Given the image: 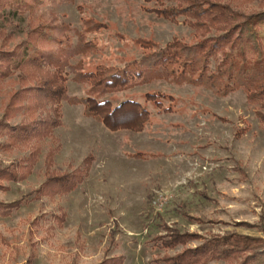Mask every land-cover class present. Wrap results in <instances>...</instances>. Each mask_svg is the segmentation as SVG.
Returning <instances> with one entry per match:
<instances>
[{
    "label": "rangeland",
    "instance_id": "obj_1",
    "mask_svg": "<svg viewBox=\"0 0 264 264\" xmlns=\"http://www.w3.org/2000/svg\"><path fill=\"white\" fill-rule=\"evenodd\" d=\"M24 2L34 6L0 22V30L11 35L0 34V50L23 46L20 52H38L52 60L53 69H64L68 80L61 123L53 138L42 141L33 171L0 190L1 202L21 200L10 215L0 216V264H102L113 257L121 264H153L183 249L157 240L166 227L204 237H264V128L243 89L220 95L162 72L139 74L154 49L174 38L192 43V29L147 11L153 4L144 0ZM97 70H125L127 83L95 87L84 74ZM16 80L15 75L0 84V106L20 87ZM148 92L173 94L175 104L163 103L173 105L172 111L147 102ZM90 96L113 105L139 100L150 119L142 131H113L87 112ZM22 119L18 114L10 122ZM51 149V166L62 172L93 158L68 194L36 192L47 179ZM28 153L0 150V166ZM201 242L193 239L187 246Z\"/></svg>",
    "mask_w": 264,
    "mask_h": 264
},
{
    "label": "trees",
    "instance_id": "obj_2",
    "mask_svg": "<svg viewBox=\"0 0 264 264\" xmlns=\"http://www.w3.org/2000/svg\"><path fill=\"white\" fill-rule=\"evenodd\" d=\"M144 1L153 4L147 11L170 22L187 25L195 40L187 43L174 38L171 43L154 49L139 74L146 70L154 74L162 72L174 81L203 86L220 95L243 89L264 128V0ZM234 2L238 4L234 5ZM255 3V6L247 7ZM33 6L24 0H0V22L24 14ZM0 34L11 36L4 29ZM22 47L18 46L14 51L0 50V84L11 81L15 75L20 84L18 89L10 92L7 100L1 101L0 138L3 140L0 150L23 149L29 153L10 166H0V190L9 189L4 182L23 180L33 171L42 141L53 138L54 129L61 123L60 103L67 89L64 69L59 66L53 69L52 60L38 52L28 53L26 49L20 52ZM126 73L125 70L122 73L97 70L84 76L95 87L118 88L126 85ZM145 100L161 110L165 100L173 104L175 97L170 93L148 92ZM85 104L88 113L100 118L113 131H142L151 116L141 101L132 98L113 105L109 99L98 100L90 96ZM172 107L168 105L163 111H172ZM18 114L24 119L12 124L10 120ZM53 154L51 149L47 179L36 191L39 195L70 193L88 174L93 159L87 158L86 166L82 168L62 172L51 166ZM20 205L21 200L0 201V216L10 215ZM193 239L202 242L195 247L187 246ZM157 240L163 247L182 245L183 249L173 255L164 254L153 264H264V237L238 232L204 237L166 227V234ZM102 264H121V259L113 257Z\"/></svg>",
    "mask_w": 264,
    "mask_h": 264
}]
</instances>
